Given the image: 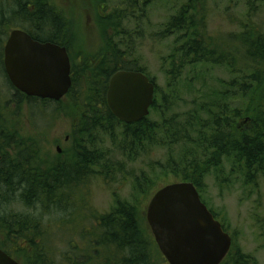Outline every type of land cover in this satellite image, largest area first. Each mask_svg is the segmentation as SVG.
Listing matches in <instances>:
<instances>
[{"label":"trees","instance_id":"trees-1","mask_svg":"<svg viewBox=\"0 0 264 264\" xmlns=\"http://www.w3.org/2000/svg\"><path fill=\"white\" fill-rule=\"evenodd\" d=\"M95 1L100 3L95 19L101 41L99 48L89 53L74 45L79 37L51 0H0V64L2 43L11 30L20 29L36 41L65 47L72 81L64 109L71 120V146L64 159L43 153L35 136L7 128L9 115L0 113V209L16 203L22 210L51 216L67 212L74 202L73 190L95 175L102 164L101 155L90 152L101 151L94 148L98 137L101 143L107 138L112 149L130 161L163 150L167 157L161 175L190 182L199 194L208 175L225 182V165L230 166L229 174L241 176L243 186L257 188L264 176V31L252 17L253 4L263 5L264 0H230L233 6L244 3V11L239 19L228 17L230 22L239 21L238 33L224 35L208 33V0H116L117 6L109 11L105 0ZM160 5L168 6L169 12L154 38L174 41L164 70L167 89L158 93L154 79L136 57L135 42L142 36L140 20L150 7ZM133 22L131 30L127 25ZM72 51L78 59L72 57ZM218 67L232 76L229 83L209 93L183 116H166L179 98L185 70L192 79ZM119 71L140 72L155 86L149 115L138 123L124 124L108 109L109 80ZM60 102L28 98L15 91L17 109L20 103H38L44 108ZM102 165L101 170L107 169ZM68 169L78 175L69 176ZM98 174L106 177L109 173ZM133 190L135 198L145 197L148 178H135ZM140 199L133 203L116 200L108 213L94 215V237L88 239L87 231H82V246L73 251L72 259L68 253L62 255L63 260L67 264H167L140 218ZM42 219L41 214L0 211V249L12 258L13 254L24 258L26 264H54L48 257L49 235ZM94 252L96 257H92ZM221 264L255 263L233 242Z\"/></svg>","mask_w":264,"mask_h":264},{"label":"rangeland","instance_id":"rangeland-1","mask_svg":"<svg viewBox=\"0 0 264 264\" xmlns=\"http://www.w3.org/2000/svg\"><path fill=\"white\" fill-rule=\"evenodd\" d=\"M51 1L66 15L72 32L79 37L74 41L77 48L81 46L89 53L99 48L101 40L95 18L96 8L100 3L98 4L95 0ZM243 4L233 6L230 0H208L209 15L206 23L208 33L213 35L238 33L239 21L236 19H239L244 11ZM253 5L254 23L264 31V4L257 6L258 4L254 3ZM104 6L109 11L117 6V1L105 0ZM168 8L166 5L149 8L147 14L140 20L139 32H142V36L140 35L135 42L136 57L139 58L149 77L154 79L158 93L160 90L166 91L167 89L164 70L169 65L168 57L174 39L158 41L155 40L154 35L165 23ZM232 16L236 18L232 21L233 23L228 20V17ZM127 26L132 30L135 24L133 22ZM6 41L2 43V49ZM75 51H72V57L78 59ZM3 71L2 60L0 64V113H3V116L9 115V118H6L8 119L6 127L11 126L22 135L38 138L42 152H46L50 158H66L70 154L68 150L71 146V120L64 112L67 105L66 96L60 100L61 102L59 101L60 103H50L44 108L38 103L31 105L20 103V108L17 109L14 104L16 90L10 86ZM188 74V70L183 72L184 82L178 88L179 98L171 104L166 116L172 113L183 116L199 101L204 100L209 93L220 91L223 83H229L232 78L226 69L220 67L209 68L206 74L197 75L192 79H189ZM194 74L196 75V72ZM179 120L181 121V118ZM245 123L246 120L243 121V124ZM66 138H68L67 141H65ZM97 142L94 148L101 151L90 152L100 154L102 164L104 163L107 169L101 170L99 166L104 165L100 164L97 166L95 175L88 177L84 183L82 182L83 185L73 190L74 202L67 212L51 216L38 210H22L21 205L16 203L0 209V211H12L18 214L25 212L28 215L41 214L43 216L42 227L49 235L47 247L51 248L48 257L54 264H67L68 262L62 257L67 253L72 259L73 251L78 250L85 239L80 235L82 231H87L85 234L88 239L94 237L97 232L94 215L108 213L116 200L133 203L138 201V198L140 199V197L135 198L136 194L133 190L135 178L139 180H143V177L148 178L149 191L145 197L140 199L142 205L139 209L140 218L146 226L145 211L152 195L165 185L179 182L171 175H163V173L161 175L167 157L163 150H154L130 161L119 151L112 149L107 138L104 137L101 143V137H98ZM154 165L157 167L154 168ZM105 171L109 173L106 177L98 174V172ZM224 172L228 175L223 183L221 179L214 178L212 175L204 179V186L199 194L200 199L224 227L231 239V246L234 242L239 250L254 259L255 264H264V176L258 180L257 188L250 189L242 185L240 175L229 174L230 166L225 165ZM68 175L78 174L68 169ZM12 256L19 264H26L24 258L16 257L14 254ZM93 256L96 257L95 252L92 253ZM93 261L95 260L91 262Z\"/></svg>","mask_w":264,"mask_h":264},{"label":"water","instance_id":"water-1","mask_svg":"<svg viewBox=\"0 0 264 264\" xmlns=\"http://www.w3.org/2000/svg\"><path fill=\"white\" fill-rule=\"evenodd\" d=\"M4 72L11 86L29 98L59 102L72 81L65 47L39 42L21 30H12L3 49ZM155 87L140 72L119 71L109 80L106 103L124 124L149 115ZM145 220L167 264H221L231 239L201 202L190 182L171 183L149 200ZM0 264H19L0 250Z\"/></svg>","mask_w":264,"mask_h":264},{"label":"flooded vegetation","instance_id":"flooded-vegetation-1","mask_svg":"<svg viewBox=\"0 0 264 264\" xmlns=\"http://www.w3.org/2000/svg\"><path fill=\"white\" fill-rule=\"evenodd\" d=\"M67 140H68V138L65 139V141H67ZM59 154H60V153H59Z\"/></svg>","mask_w":264,"mask_h":264},{"label":"bare ground","instance_id":"bare-ground-1","mask_svg":"<svg viewBox=\"0 0 264 264\" xmlns=\"http://www.w3.org/2000/svg\"><path fill=\"white\" fill-rule=\"evenodd\" d=\"M6 40H7V38H6ZM46 101V100H45ZM51 101V100H50ZM155 243V242H154Z\"/></svg>","mask_w":264,"mask_h":264}]
</instances>
